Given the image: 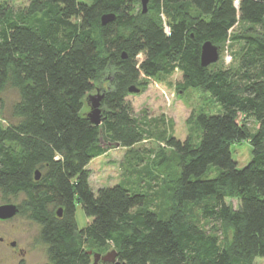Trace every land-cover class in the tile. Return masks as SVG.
<instances>
[{"label": "trees", "instance_id": "1", "mask_svg": "<svg viewBox=\"0 0 264 264\" xmlns=\"http://www.w3.org/2000/svg\"><path fill=\"white\" fill-rule=\"evenodd\" d=\"M206 41L222 62L223 47L239 43L235 65L202 66ZM175 71L179 89L208 93L220 111L196 117L197 141L160 137L176 155L171 207L152 205L164 177L142 154L129 182L95 191L92 159L153 138L129 87ZM9 89L8 112L0 97V194L23 195L18 213L39 225L48 264H92L94 248L114 250L120 264H264V0H147L145 12L141 0H28L18 10L0 2V94ZM93 90L103 93L99 124L83 112ZM237 141L251 146L243 167L231 154Z\"/></svg>", "mask_w": 264, "mask_h": 264}, {"label": "rangeland", "instance_id": "2", "mask_svg": "<svg viewBox=\"0 0 264 264\" xmlns=\"http://www.w3.org/2000/svg\"><path fill=\"white\" fill-rule=\"evenodd\" d=\"M89 2L90 0H82ZM14 10L24 9L28 0H0ZM237 32V31H236ZM239 43H229L223 47L222 60H218L217 66H233L237 61ZM226 54L229 58L226 59ZM221 55V54H220ZM221 59V57H219ZM144 79V78H143ZM180 74L175 71L169 76L159 79H144L145 86L139 87L140 91L131 93L127 99L133 106L134 115L137 118H146L149 121L148 131L153 134L151 140L137 145L132 150L122 147H114L102 156L92 159L87 168L89 169V183L96 191L98 187L114 185L118 182H129L138 166L135 165L138 155L142 154L152 162V166L158 170L156 173L163 175V179L155 180L151 193H155L152 202L156 209H168L172 205L171 193L166 189L175 176L174 160L175 153L160 138L162 136L174 135L177 138H190L197 141L199 130L195 119L200 113L215 114L220 111V106L209 96L208 93L199 92L194 89H179L177 82ZM103 87L106 88V84ZM102 90V87H98ZM99 91V90H98ZM98 91L93 90L89 94L95 95ZM101 92V91H100ZM4 108L8 112L11 102L16 98L14 89H9L0 94ZM90 105L84 100L83 112L88 113ZM241 122L242 119L238 117ZM3 118L0 115V123ZM245 127L252 131L256 123L250 117L245 118ZM231 154L239 167L245 166L251 158V146L247 141H237L231 145ZM216 171L211 167L210 175ZM23 195L15 198L4 199L0 194V205L3 203L19 204ZM234 207L237 201L227 199ZM75 219L79 228L85 227L88 218L85 216L80 204L75 203ZM198 214L196 206H190ZM209 226V224H208ZM207 226V227H208ZM39 225L28 219L27 214L22 211L13 218L0 220V264H48L46 245L39 237ZM15 245H11V242ZM20 249V250H19ZM94 252L105 255L111 251L109 248H94ZM97 264H108L99 261Z\"/></svg>", "mask_w": 264, "mask_h": 264}, {"label": "water", "instance_id": "3", "mask_svg": "<svg viewBox=\"0 0 264 264\" xmlns=\"http://www.w3.org/2000/svg\"><path fill=\"white\" fill-rule=\"evenodd\" d=\"M146 3L147 0H141L142 4V11H146ZM114 19V14H105L101 16V23L105 24L109 21H112ZM219 58V52L217 49V46L213 45L211 42L206 41L201 46V53H200V63L202 66H206L210 63H213L217 61ZM129 91L133 93L139 92V88H136L135 86L129 87ZM103 97V93L97 92L95 95H89L88 96V103L90 105V111L87 113V117L89 120L94 124L100 123V102ZM35 179L39 178V171H35L34 175ZM19 211V208L17 204L15 203H3L0 205V220H8L13 218ZM58 215H60V209L58 210ZM90 254L91 252L88 251ZM116 252L114 250L108 252L105 255H100L99 253L93 254V263L97 264L99 261L103 262H109L113 264H120V262L116 259Z\"/></svg>", "mask_w": 264, "mask_h": 264}, {"label": "built area", "instance_id": "4", "mask_svg": "<svg viewBox=\"0 0 264 264\" xmlns=\"http://www.w3.org/2000/svg\"><path fill=\"white\" fill-rule=\"evenodd\" d=\"M229 57H230L229 54H226L225 58L228 59Z\"/></svg>", "mask_w": 264, "mask_h": 264}, {"label": "flooded vegetation", "instance_id": "5", "mask_svg": "<svg viewBox=\"0 0 264 264\" xmlns=\"http://www.w3.org/2000/svg\"><path fill=\"white\" fill-rule=\"evenodd\" d=\"M0 240H1V238H0ZM11 245H13V246H14V245H15V242H14V241H13V242H11ZM19 250H20V249H19Z\"/></svg>", "mask_w": 264, "mask_h": 264}]
</instances>
